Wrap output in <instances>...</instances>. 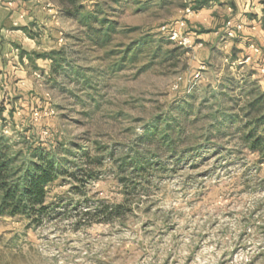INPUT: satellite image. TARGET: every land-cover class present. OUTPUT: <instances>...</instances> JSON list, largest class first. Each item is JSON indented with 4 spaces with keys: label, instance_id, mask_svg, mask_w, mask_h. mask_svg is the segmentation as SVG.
<instances>
[{
    "label": "rangeland",
    "instance_id": "374dc122",
    "mask_svg": "<svg viewBox=\"0 0 264 264\" xmlns=\"http://www.w3.org/2000/svg\"><path fill=\"white\" fill-rule=\"evenodd\" d=\"M81 2L85 12L97 4L117 23L114 41L89 48L84 29L58 8L60 42L52 51L88 70L91 87L62 71L53 75L49 63L35 86L15 91L14 107L1 106L0 136L17 150L95 140L118 157L179 98L193 105V115L200 112L199 135L220 132L204 145L202 161L166 155L126 197L109 160L80 193L70 191L72 182L52 186L47 201L63 200L40 226L0 219V264H264V156L238 143L237 122L227 131L221 124L241 111L251 92L264 93V38L229 22L225 37H195L210 28L192 21L197 11L185 0ZM138 37L154 43L139 48L135 63L112 72ZM111 49L119 54L105 58ZM98 204H123L124 214L106 222L81 217Z\"/></svg>",
    "mask_w": 264,
    "mask_h": 264
},
{
    "label": "trees",
    "instance_id": "16d2710c",
    "mask_svg": "<svg viewBox=\"0 0 264 264\" xmlns=\"http://www.w3.org/2000/svg\"><path fill=\"white\" fill-rule=\"evenodd\" d=\"M56 1L63 16L76 20L84 29L89 48H104L114 41L113 34L117 33V23L110 21L99 5L93 4L92 10L85 12L81 0ZM111 1L119 5L124 0ZM209 1L195 0L191 9L198 11ZM260 2L263 5L264 18V0ZM182 8L187 6L183 5ZM135 31L136 28L131 29L130 33ZM160 42L157 41L158 44ZM151 43H154L151 37L134 39L120 52V59L111 66L112 72L126 64L135 63L139 48ZM118 54L111 49L105 51V58ZM39 57L51 60L53 75L62 71L67 78L71 77L74 81L81 79L83 85L91 87V81L85 75L88 70L72 66L63 51H52ZM251 95L253 97L245 101L241 111L231 113L228 118L224 116L226 119L221 124L224 131H227L237 122L242 128V132L238 133V143L246 146L250 152L264 156V93L251 92ZM181 100L176 99L177 104L164 116L152 118L142 133L118 157H114L112 152L107 153L102 143L95 140H87L85 145L70 143L67 148L63 145L50 149L30 145L17 150V145L0 136V219L23 218L29 227L40 226L50 219L63 200L62 197H57L47 201V190L55 185L72 182L76 187L70 191L80 193V187L97 180L105 160H109L113 166L115 178L123 187L125 197L135 191L138 184L146 183L150 171L158 170L162 158L166 155H186L202 161L205 156L201 153L204 145L212 143L216 138L215 133L220 132V127H216L215 133L199 135L196 126L201 118L200 112L193 115V105L182 103ZM192 115L193 118L190 119ZM124 208L123 204H98L95 208L83 212L81 217L102 218V221L106 222L121 218Z\"/></svg>",
    "mask_w": 264,
    "mask_h": 264
},
{
    "label": "crops",
    "instance_id": "0c3cea01",
    "mask_svg": "<svg viewBox=\"0 0 264 264\" xmlns=\"http://www.w3.org/2000/svg\"><path fill=\"white\" fill-rule=\"evenodd\" d=\"M57 10L52 0H0V107L5 103L14 107L15 91L29 90L39 82L35 79L38 74L46 73L44 68L51 60L39 56L60 42L56 26L62 20ZM194 16L193 22L210 28L195 37H225L229 22L232 26L240 24L247 36L264 38L260 0H210ZM20 94L25 100V94Z\"/></svg>",
    "mask_w": 264,
    "mask_h": 264
},
{
    "label": "built area",
    "instance_id": "2783aa9c",
    "mask_svg": "<svg viewBox=\"0 0 264 264\" xmlns=\"http://www.w3.org/2000/svg\"><path fill=\"white\" fill-rule=\"evenodd\" d=\"M193 1L194 0H185V2H187L189 4H192ZM237 29L239 30L240 29V26H238ZM229 35L231 36V34H229ZM175 37H176V33H174L173 36H170L169 39L174 40ZM35 115H37V113Z\"/></svg>",
    "mask_w": 264,
    "mask_h": 264
}]
</instances>
